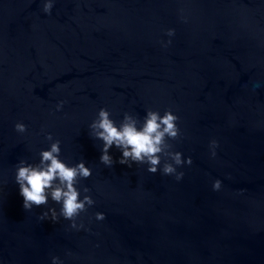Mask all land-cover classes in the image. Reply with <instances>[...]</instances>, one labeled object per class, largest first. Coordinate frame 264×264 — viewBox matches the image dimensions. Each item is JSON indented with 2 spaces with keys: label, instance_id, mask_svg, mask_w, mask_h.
<instances>
[{
  "label": "water",
  "instance_id": "1",
  "mask_svg": "<svg viewBox=\"0 0 264 264\" xmlns=\"http://www.w3.org/2000/svg\"><path fill=\"white\" fill-rule=\"evenodd\" d=\"M45 2L0 0V264H264V0ZM101 108L117 126L171 110L170 150L192 159L183 178L162 173L163 156L155 174L103 165ZM55 140L92 172L76 185L95 202L82 228L50 197L26 211L15 182ZM50 208L56 221L40 218Z\"/></svg>",
  "mask_w": 264,
  "mask_h": 264
},
{
  "label": "clouds",
  "instance_id": "2",
  "mask_svg": "<svg viewBox=\"0 0 264 264\" xmlns=\"http://www.w3.org/2000/svg\"><path fill=\"white\" fill-rule=\"evenodd\" d=\"M52 7V0H46L43 11L46 14H51ZM167 35H174V30L169 29ZM62 106L63 101L57 105V110ZM178 119V116L174 115L171 110L165 111L162 116L156 111L149 110L142 124L136 117L125 113L123 120L117 126L110 119L109 111L101 108L97 118L90 125L95 138L103 142L100 162L109 168L117 162L129 167H131V163L147 164V170L155 174L161 165L163 156L167 159L163 163L162 173L174 175L175 179L180 181L184 173L178 172L177 167L185 163L191 165L192 159L191 157L186 160L182 159V154L171 151L172 145L167 142L168 139L174 140L180 135V129L176 123ZM14 127L18 133H24L27 130V126L22 122H17ZM46 139L52 141V134H47ZM113 146L122 153L118 161H115L109 154V150ZM217 146L215 140L210 142L213 157L216 155L215 148ZM60 151V141L55 140L50 144L48 150L40 152L39 164H28L21 160L17 165L15 182L19 186V194L23 197V207L26 211L32 210L34 206L46 205L50 197L52 201L61 205L59 216L70 220L72 228H82V224L77 225L76 218L80 213L86 212L87 207L92 206L95 202L87 194L83 196V199H80L81 192L76 185L80 179L90 177L92 172L83 161L75 166H68L59 159ZM169 160L171 162H168ZM221 185L222 182L219 179L215 180L212 185L213 190H220ZM83 192L88 193L89 189L85 187ZM49 213L52 221L58 219L55 208L43 212L40 218H48ZM96 219L103 220L104 214L97 213ZM52 264H62V262L59 257H53Z\"/></svg>",
  "mask_w": 264,
  "mask_h": 264
}]
</instances>
